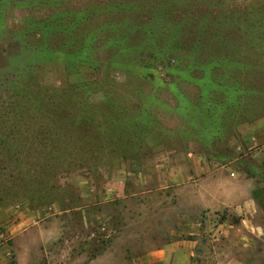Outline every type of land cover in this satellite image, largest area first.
Masks as SVG:
<instances>
[{
	"label": "rangeland",
	"instance_id": "rangeland-1",
	"mask_svg": "<svg viewBox=\"0 0 264 264\" xmlns=\"http://www.w3.org/2000/svg\"><path fill=\"white\" fill-rule=\"evenodd\" d=\"M180 216L264 264V0H0V264H132Z\"/></svg>",
	"mask_w": 264,
	"mask_h": 264
},
{
	"label": "crops",
	"instance_id": "crops-1",
	"mask_svg": "<svg viewBox=\"0 0 264 264\" xmlns=\"http://www.w3.org/2000/svg\"><path fill=\"white\" fill-rule=\"evenodd\" d=\"M187 218L189 217L180 216L178 228L173 232V234H175L173 239L158 247L151 248L142 255L133 256L132 264H198L195 261V258L199 256L198 244L200 242V238L194 236L199 235L198 227L200 225V221ZM225 224V222L224 224H216L217 226L215 227V232L212 237L213 239H211V242L215 244V247L219 243L225 245L226 247L223 250L215 248L214 252H212L215 257L213 264H244L242 258L238 257L240 254H236L237 258L236 256L230 257L232 251L235 250L232 249L231 245L235 242V238L222 237L226 236V234H228L227 232H230V229ZM231 228H233V226H231ZM188 235L192 237H187ZM243 239L245 238L241 237V239H239V243L245 246L244 242L246 240L242 241ZM238 247L240 246L238 245ZM2 258L3 255L0 253V259ZM224 259L227 260L223 261Z\"/></svg>",
	"mask_w": 264,
	"mask_h": 264
},
{
	"label": "built area",
	"instance_id": "built-area-1",
	"mask_svg": "<svg viewBox=\"0 0 264 264\" xmlns=\"http://www.w3.org/2000/svg\"><path fill=\"white\" fill-rule=\"evenodd\" d=\"M9 237L6 233L4 232H0V247H2L3 245H5V243H7Z\"/></svg>",
	"mask_w": 264,
	"mask_h": 264
}]
</instances>
